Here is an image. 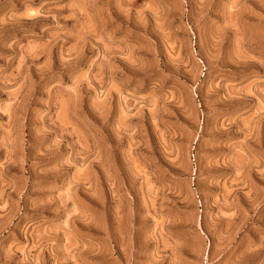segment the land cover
<instances>
[{"label":"rangeland","instance_id":"1","mask_svg":"<svg viewBox=\"0 0 264 264\" xmlns=\"http://www.w3.org/2000/svg\"><path fill=\"white\" fill-rule=\"evenodd\" d=\"M0 264H264V0H0Z\"/></svg>","mask_w":264,"mask_h":264}]
</instances>
